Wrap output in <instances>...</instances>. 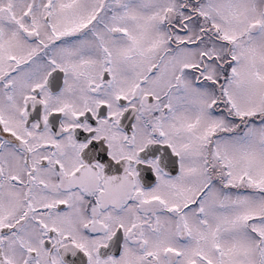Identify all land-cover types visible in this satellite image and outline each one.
<instances>
[{
    "label": "snow or ice",
    "instance_id": "1",
    "mask_svg": "<svg viewBox=\"0 0 264 264\" xmlns=\"http://www.w3.org/2000/svg\"><path fill=\"white\" fill-rule=\"evenodd\" d=\"M0 264H264V0H0Z\"/></svg>",
    "mask_w": 264,
    "mask_h": 264
}]
</instances>
